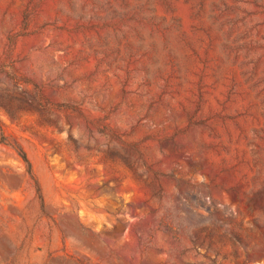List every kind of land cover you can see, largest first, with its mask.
<instances>
[{"label":"rangeland","instance_id":"374dc122","mask_svg":"<svg viewBox=\"0 0 264 264\" xmlns=\"http://www.w3.org/2000/svg\"><path fill=\"white\" fill-rule=\"evenodd\" d=\"M0 264H264V0H0Z\"/></svg>","mask_w":264,"mask_h":264},{"label":"trees","instance_id":"16d2710c","mask_svg":"<svg viewBox=\"0 0 264 264\" xmlns=\"http://www.w3.org/2000/svg\"><path fill=\"white\" fill-rule=\"evenodd\" d=\"M22 157H23L24 161H26V162H27V160H26L25 156H22Z\"/></svg>","mask_w":264,"mask_h":264}]
</instances>
